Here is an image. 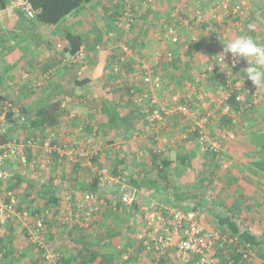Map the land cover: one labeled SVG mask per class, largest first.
Segmentation results:
<instances>
[{
  "label": "trees",
  "instance_id": "16d2710c",
  "mask_svg": "<svg viewBox=\"0 0 264 264\" xmlns=\"http://www.w3.org/2000/svg\"><path fill=\"white\" fill-rule=\"evenodd\" d=\"M95 1L96 0H28L32 6V11L34 14L33 17H30L26 11L16 7L15 0H0V11L6 10L10 7H16L32 22L42 26L55 27L63 24V22L69 16L79 10H82L86 6L93 4ZM140 2H143V0ZM122 4L123 6L116 10V12L118 10L120 11L116 19L118 28L114 27L109 32H107V39L115 43V46L112 47V49L105 50L102 43H97L92 48L93 55L91 57V47L85 45L86 34L71 30H65L63 32V41L65 45L57 44L54 48V54L62 57L60 59L61 62H63L62 59L64 57H68L66 60L68 62V64L66 63L68 66L74 64L78 67H83L86 66V64H91L93 60L103 63V58L105 57L104 59L107 61V63L105 64V72L103 75L106 76L105 78L108 85L104 87V92L106 95L111 97H109L107 101H104L103 99L102 103L98 105L92 103V101L88 99L87 94H81L83 90H86L85 86L89 83V80L80 81L79 79H76L74 87L67 89L65 92L64 90L62 91L59 85L50 86L54 82L53 80L56 78V65L54 67H52L53 65H49L43 69L36 68L34 70L28 71L24 76V80L28 81V84L24 88L18 89L17 96H14V94H4L3 91L0 92V128L2 125L6 127L5 132H0V144L11 142L13 140L25 141L33 138L35 140H39V142H43V140L46 139L56 138L52 141L51 145L54 147L61 146V143L58 140L64 137L62 130H64L63 124H66L67 129L72 130L76 128L78 132L85 134L90 142L93 141L96 145L101 142L99 151H97L92 146L94 152H92L93 154L91 153V157L88 158V160L91 161L94 166L92 168H83L79 163L76 162L73 164V160L69 161L67 157L62 156L61 152L59 151H54L48 156L47 159L52 161V169L56 170L59 168V174L62 176V178L65 179L66 177L70 176L73 177L75 183L73 181L71 187L74 189L76 188L79 191L81 190L83 194L101 193L103 189H106V187L101 184V177L98 171L101 169H107L113 176H118L121 173H125L126 177L129 179V185L137 190L138 197L132 205L134 209L140 210V202L143 198L142 196H144V193L152 197L156 202L160 201L166 205H173L174 208L181 209L185 212L193 211L197 213L199 208H201V210H206L208 205V201L206 200L207 191L205 185H203V181L206 179H199V183L195 184V186L199 188V192L197 193H193L190 188L188 189L189 183L191 182H188L187 185H181L180 182L176 183L175 179L176 176L181 175V166L191 170V173L189 172L190 177L195 174V171L199 166H194L192 160L193 158L189 154H182L175 151L177 154L172 156V150L166 149V147H163L164 150L159 149V145L161 144L158 136L159 134L163 135L164 132H156L157 129L159 131L162 130L158 127V123L149 124L147 120L149 112L147 111L150 110V112H152L155 108L162 107L159 102L156 105L151 104V100L155 95L154 89L159 88L160 84L165 85L164 81H167L168 79L173 80L179 77V75L173 73L172 71L170 72L171 68H176L177 54L184 51L185 49L186 51H193V53H195V51L198 49L208 48L206 52L209 55L208 64H210L211 56L216 53L212 49L210 41L213 40V37L216 40L219 33L217 34L212 30L208 31L207 28L210 26L209 23L206 26H202L203 33H206L205 35H207L205 41L188 45L190 50H188V46L185 45L186 42L181 41V38H179L178 42L168 43L165 47L163 46L166 49L163 52L161 62L159 64H155L154 62L150 63L154 71L153 77L154 79L158 78L160 84L152 87L150 84H146L144 80L141 79V82L144 83L146 87L148 86V110H143L142 106L140 105L142 99L138 104L134 102L135 98L137 97L136 93H138L140 97L143 95L141 89H138L139 86L134 83V80L137 77V75H134V71L136 74L139 73L140 75H143V64L147 62V60H153V56L155 54L153 56H149L143 52V50L139 47L138 40H136L135 30L138 25L137 22L138 16L140 15V7L143 6L148 8L154 5L149 4L147 6L140 5L135 7V26L132 32L128 33L126 32L124 24L121 21V18L124 16V13L127 10L126 0H123ZM184 19L186 18L184 17ZM213 23H215V21H213ZM246 25V31L248 32L250 27L247 23ZM165 28L162 31H164ZM156 35L158 36V33H156ZM237 35L238 34L235 31H231L229 37L231 40H234L237 38ZM247 35H250L254 39L251 30L247 33ZM1 38L2 33L0 31V40ZM207 39L208 43L206 42ZM121 43H126L131 48H133L134 56L125 57V54L120 47ZM221 50L220 51L223 52L222 48ZM169 53H172L173 55L171 60L168 57ZM122 57L126 58V61L123 63L121 62ZM137 58L142 59L141 66L139 68H136L135 65L137 63ZM118 64H121L128 76L127 81H125V83L122 85L116 84L118 76L115 74V66H118ZM8 67L13 68V66H9V64ZM245 68L246 66L243 64L241 65V68L238 69H216L215 71L206 73L208 75L206 78H203L205 71L199 72L200 74L196 73L198 74L200 81H195L196 74H194L191 91L186 89L185 93L180 96L182 99L181 101H184L185 95L191 93L192 97L195 99V104L198 107H201L200 102L202 101L208 104V110L205 108L199 109L201 110L199 117L205 116L209 111H212V115L208 119V128L210 129L211 138L218 141L221 146V150L218 152L211 151L210 148L205 149L204 145L200 144L199 132H189V125L192 127V125L195 123L194 121H190L188 123L189 125L186 129L187 136L186 138H182V143L187 144L188 142L197 141L199 148L204 149L203 160H205V162H203V165H210L212 167L214 165L216 166L215 169L211 171L210 175L217 174V172L220 170L223 159L224 145L226 141L234 139L236 135L237 131L235 130H237L236 128L239 126V124L235 120L240 117H242L244 120H250L262 103L263 95L259 100L260 102L257 104H253V101L249 100H245L244 102L237 100V97L240 94L239 92H245L246 89L250 87H247V85L242 87L235 79L237 72L241 73ZM227 77L231 78L234 83H237L238 87L240 88L235 89V91L230 93V90L226 85ZM14 80L15 79L8 80L10 86L15 84ZM165 87L167 86L165 85ZM174 87H176V85ZM75 88H82V91L76 94L74 92L76 90ZM174 90L175 89L171 90L169 93L171 99L174 96L172 94L174 93ZM39 92H42V94H38ZM65 96L70 98L68 99L69 103H67L66 106H64ZM123 99H125L126 102H130L133 107L129 114L122 116L120 110L124 104ZM217 102H221L223 105H228L231 108L229 113H224L222 111V107H216L218 104ZM249 103L251 105L250 107H248ZM76 104L93 106V110L95 111L93 113H89L91 119H84L77 112L73 113V110H70V108L67 107ZM15 110H17V112ZM134 114H140L141 116L138 118L137 115L135 116ZM64 119L67 121L65 122ZM69 119H72L73 121L69 123ZM79 122H81V124H79ZM95 123L97 125H94ZM137 124H148L150 128L149 132L153 131V133L148 137L150 143V147L148 149V161L141 169L140 167H135V161L130 158L132 154L138 153L139 149H135L137 150L136 152H130L128 149L130 155L128 153L127 156H121L119 155V152H124L126 150L117 149L115 145L116 137H114L115 132L117 133L121 129H125L126 132L124 133V139H128L126 134L134 129L133 125ZM61 126H63V129H61ZM229 132L234 134L233 138H226L222 136V134H228ZM78 137L79 139L81 138L80 136ZM73 146L76 147V142L75 145L73 144ZM29 156L32 158V153L29 154ZM103 160L104 164H102ZM195 167L197 168L195 169ZM65 169L68 170L66 171V174L63 172ZM79 174L85 175L88 179L92 177L90 179L92 182H89L88 184L85 181V184L76 183V177L79 178ZM64 181L65 180L59 183L60 188ZM28 190L30 192V196L32 193H37V195H39L38 205L43 204V207L40 206V208L34 209V216L45 213L46 211L49 212L51 217L57 216L59 214V196H57L55 191L49 186L30 185ZM73 201H75V199H73ZM34 203L35 200L31 199L27 209L31 210V208L34 207ZM191 204H193L195 207H192ZM120 209L121 205H119L117 211ZM141 213L142 216H140L141 218L139 220L140 226L136 228L139 234L144 231H149L143 221V212L141 211ZM214 216V218L219 223L221 231L216 229L214 230L219 232L223 239L221 240L223 247L217 246L218 248L216 250V254L221 256L226 255L224 257L225 263L223 264H228L231 262L232 264H245L248 262L250 256L252 255V251L256 252L260 246L258 238L249 233H240L235 221L231 220V218L218 213ZM47 219H45V224L49 230L51 226L49 225L50 223L47 222ZM13 229L15 228L10 227L6 229L5 234L0 237V254L2 255L0 263L17 264V262L21 260V257L23 258L28 256L32 262L31 264H44L38 249H36L34 246H27L35 251L33 255L19 253L14 248L15 232ZM87 235L90 236L92 234ZM87 235L84 234L82 237V248L80 249L79 253L76 256H69L67 253V256L63 259L64 264H93L98 260L99 257H101L103 260L106 258L110 264L111 261H113L115 264H142V261L140 263L138 258V253L142 249V242L136 239L137 236L132 239L129 238L130 242H134L136 239L138 243L136 242L135 247H126L124 249L121 248L117 250L116 256H105L102 255L98 250L93 251L89 247L90 244L85 242L86 238H89ZM47 236L49 235L47 234ZM96 239L98 238H95V241ZM49 240L51 239L49 238ZM230 240H233L232 244L228 243ZM97 241H99V239ZM240 246L246 249L243 252L246 251L251 253L248 259L244 258L243 252H240ZM126 256H129L128 260L125 259ZM173 258V253H168V255L163 258L159 264H171ZM198 261V257H194L193 260L188 264H198ZM99 263L105 264L103 261ZM143 263L149 264L151 263V259L148 257V260L145 259V262L143 261Z\"/></svg>",
  "mask_w": 264,
  "mask_h": 264
},
{
  "label": "crops",
  "instance_id": "0c3cea01",
  "mask_svg": "<svg viewBox=\"0 0 264 264\" xmlns=\"http://www.w3.org/2000/svg\"><path fill=\"white\" fill-rule=\"evenodd\" d=\"M246 1L247 24L251 26L250 30L252 31L254 40L259 44L264 45V0ZM122 2L123 0H96L93 4L86 6L82 10L69 16L63 24L55 27L42 26L32 22L16 7H10L6 10L0 11V31L2 33V38L0 40V92L3 91L4 94H14V96H17L18 89L24 88L28 84V81L24 80L26 72L36 68L43 69L49 65H53L52 67L56 65V78L50 86L59 85L62 91L64 90L65 92L68 88L74 87L76 79H79L80 81L89 80V83L85 86L86 90L82 91V88H75L76 90L74 92L78 94L82 91L81 94H87L88 99L97 105L99 104L98 101H100V104L103 99L104 101H107L111 96L106 95L104 92V87L108 85L105 78L106 76L103 75L105 72V64L107 63L104 59L105 57H102L104 60L103 63L93 60L91 64H86V66L83 67H78L74 64L68 66V62L66 61L68 57H64L62 59L63 62H61L60 59L62 57L54 54V48L57 44H64L63 32L65 30H71L86 34L85 45L91 47V57L93 55L92 48L97 43H102L105 50L112 49V47L115 46V43L107 39V32L114 27H117L116 19L120 11L118 10L116 12V10L123 6ZM214 2H216V0H156V3L153 4L154 6H150L151 8L141 6L137 22L138 25L135 30V37L136 40H138L139 47L149 56H153L156 52L161 51L163 45L156 39V33L159 34L160 32H163L162 30L166 26L171 23H177L178 19L181 17L188 19L190 15L189 12L192 10H206L207 12H204L207 15L205 17H203V15L199 16V19L201 20L198 21L199 19H197L195 22H197L199 26L208 25L211 17L214 21V13L208 11L213 9L212 5ZM175 8H178L175 10V13H178L179 15L171 18L172 10ZM199 23L202 24L200 25ZM180 26L182 27V25ZM205 34L206 33H202V37L207 38ZM25 35L28 36V39H25ZM187 38H190V36L184 35V38H181V41L190 42L192 40L188 41ZM204 38L202 39L204 40ZM207 49H198L195 53H193V51H182L177 54L176 68H171L170 72L172 71L179 75L177 78L178 82H184L183 78L184 80L187 79L193 81L194 73L196 74L201 71L206 72L209 61V55L206 52ZM8 64L9 66H13V68L8 67ZM238 73L240 72H237L235 79L239 84L242 87L246 85L247 87H252L256 93L263 95V99L258 110L250 120H244L242 117L235 120L238 122L239 126H237V130H235L237 132L234 139L226 141L224 145L223 159L220 167L222 172L218 171L217 174L210 175L211 171H213L216 166L214 165L212 167L210 165H203V162H205V160H203L204 153H201L198 145L189 147L188 143H180L178 148L173 149V145L170 144L171 140L168 141L165 139V137H169L170 139L171 136L169 134L170 131H167L168 129L165 130L166 135L163 133V135L158 137L161 142L162 139H165V146H169V148H171L170 150L173 152L177 151L182 154L191 155L194 166H199L200 169L202 168V171H204L201 175L203 176L201 180L206 179L203 181V185H205L207 191L206 200L208 201V205L206 210H201V208L197 210V216L201 224L208 230L216 229L221 231L219 223L214 218V215L218 213L231 218V220L235 221L240 233L252 234L258 238V242L260 243L258 250L256 249V252L252 251L250 259L245 264H264V86L257 89V87L247 79L246 73ZM134 75L137 74L134 73ZM196 76H198V74H196ZM11 79H15V84L10 86L8 80ZM175 80L176 79H174V81ZM134 83L139 86L138 89H141L143 94L140 104L142 109L148 110V86L146 87L139 77L135 78ZM177 88L182 91L184 90L180 85ZM160 96L161 97L158 98L160 105L165 109H172L170 107L172 103H170L166 92L164 93L162 91ZM68 99L70 98L67 96L64 97V106L69 103ZM96 99H98V101ZM123 100L124 104L120 110L122 116L129 114L133 107L130 102H126L125 99ZM83 106H86L85 108L88 112L83 113L82 118L91 119L89 113L95 111L93 110V106H87L84 104ZM71 107L72 106H69L70 110ZM78 114L81 115L80 113ZM134 115L136 116L137 114ZM140 116V114L137 115L138 118ZM180 116L181 115L173 114L168 118V125H170L169 128L171 131H174V126H179L180 123H183V125L185 124L184 127L186 129L188 128L190 120ZM168 119H166V122ZM72 121V119L68 120L69 123ZM79 124H81V122H79ZM94 125L97 124L95 123ZM63 126L64 130H62V132L65 138L64 140L69 141V136H71L72 138L78 139V142L75 140L74 143L71 142V144L70 142H68L69 144L63 142L61 143V146H56L57 151H61L62 156L67 157L69 161L73 160V164L76 162L83 168L90 167L87 164V160L89 155L94 152V149H92L93 147L91 145L87 148L83 145L85 143L89 144L90 140L87 139L85 134L78 132L76 128H71L72 130H70L67 129L66 124H63ZM63 126H61V129H63ZM133 127L134 129L126 134L128 139H124V133L126 132L125 129H121L117 133L115 132L114 137H116L117 140H121V145L126 146L130 152H136L137 150L135 149H139V155L143 157V152L147 151L150 147L148 137L153 131L149 132L150 128L148 124H137L133 125ZM156 132L159 133V130L157 129ZM78 136L81 138L79 139ZM75 142L76 147L73 146V144L75 145ZM146 142H148L147 146ZM90 147L91 150H89ZM96 147H98V145ZM68 148L78 149L81 156L73 159V157L67 152ZM132 155L133 160L135 161L136 154ZM45 158H48L45 151L42 150V148H38L32 151V158H30V161L35 163V169L40 170L47 168V170L50 171V175H48L47 179L32 177L29 180L24 173H22L24 177L17 176L16 181L14 180L15 182H11L10 186L6 188V192L13 194L17 192L16 194L18 196L27 199L29 203L31 199H34L35 203L33 206H35L33 209H38L40 206L43 207V204L36 205L39 201V195H37V193H32L30 196L28 190L29 186L47 185L54 190L57 196H59V206H62V212L54 217H51L50 215L45 216V219L48 218L47 222L50 223L49 225L51 226L48 232V237L56 244L59 243L57 246L61 248V250L66 251L69 256H76L82 248L83 235H90V232L67 225V223L62 221L71 210V205L65 200H67L70 195L75 200L79 199L83 193L81 190L79 191L76 188L75 190L71 187L72 182L74 181L73 177L70 176L64 179L59 174V171H57L58 175L52 172V161L49 160V163L46 164L45 167H42ZM139 161L138 157L137 162L134 163L135 167H139ZM102 164H104V160L102 161ZM141 168H143V166H141ZM196 168L197 167H195V169ZM64 171L68 170L65 169ZM78 176L79 178L76 177V183L85 184L86 182L88 184L89 182H92L90 180L91 178L88 179L85 175L81 176V174H79ZM191 177L194 179L195 174ZM175 179L176 183L180 182L181 185H187L190 180V174L187 177L181 172V175L176 176ZM63 180L65 181L60 188L59 183ZM193 182L194 184L199 183L195 180H193ZM18 188L20 189L18 190ZM143 195L141 202H155V200L147 194L143 193ZM110 196L111 195L107 192V189H103L100 193L101 199H104V201L107 202L106 206L108 207H106L105 204L101 205V213L95 222L97 228L96 234L90 236L87 235L89 238H86L85 242L90 244L89 247L93 251L98 250L105 256H116L117 250L121 248L135 247L137 242L136 239H138L139 236V232H137L136 228L140 226L139 220L142 213L141 208L138 210L134 209L133 206H121L119 211H114L110 204L111 197H114V194L111 197ZM162 205L165 207H173V205L171 206L170 204L166 205L163 203ZM191 206L195 207L193 204H191ZM13 231L15 232L14 248L19 253L33 255L35 251L30 247H27L26 240L19 236V233H21L19 229H13ZM5 232L6 229L1 233V236L4 235ZM135 236H137L134 240L135 243L132 241L130 242L129 238L132 239L135 238ZM95 238H98L99 241H97L98 239L95 241ZM241 250L244 251L246 249L241 247ZM217 255L221 258L220 264L225 263L224 257L226 255ZM21 260L18 261L17 264L32 263L30 258L26 261ZM102 261L105 262V264H110L106 258L103 260L101 257H99L93 264H100L99 262ZM111 264L115 263L111 261Z\"/></svg>",
  "mask_w": 264,
  "mask_h": 264
},
{
  "label": "built area",
  "instance_id": "2783aa9c",
  "mask_svg": "<svg viewBox=\"0 0 264 264\" xmlns=\"http://www.w3.org/2000/svg\"><path fill=\"white\" fill-rule=\"evenodd\" d=\"M126 0V12L121 18L124 24L126 32H132L136 18L135 7L149 4H155L156 0ZM16 7L26 11L30 17H33L32 6L28 0H15ZM210 11L214 13V20L216 28L212 29L218 37H213L210 41L212 49L216 52L211 56V63L208 64V68L203 75L206 78L210 73L216 69H238L244 64L246 68L249 66L246 60H241L235 67H232L233 57L230 53L225 55L224 63L223 58L220 56L225 45L223 43L231 40L229 34L231 31H235L237 37L250 32L246 31L247 23V1L246 0H217L212 5ZM201 11H198L200 14ZM177 15H179L177 13ZM175 15V16H177ZM200 16V15H199ZM174 26H167L163 33H159L157 40L165 47L168 43L178 42L179 35L178 29L180 25L187 24L183 17L178 19ZM216 34V35H217ZM123 53L126 56H134L133 48L126 43L120 44ZM158 51L153 56V62L159 64L162 59L163 52L166 48ZM221 50V51H220ZM172 53L168 54L169 59H172ZM122 57L121 62H125L126 58ZM80 58V57H79ZM81 59V58H80ZM219 63V64H218ZM221 64V65H220ZM142 79L146 84H150L152 87L160 84L159 79H154L153 69L151 64H143ZM115 74L118 76L116 81L117 85H122L127 81V74L122 68L121 64L115 66ZM230 75V74H229ZM228 75V76H229ZM229 80L231 83L229 84ZM195 81L199 82L198 76L195 77ZM226 85L230 90V93L238 89L237 83L229 77L226 78ZM134 93V92H133ZM229 93V94H230ZM237 97L238 101L244 102L245 100L253 101V104L259 103L262 98L260 94L255 93V90L251 87L247 88L245 92H239ZM134 102L140 103L142 96L136 93ZM229 96V95H228ZM179 95H174L170 100L172 103V109L155 108L152 112L148 110L149 115L147 120L149 124L158 123V127L163 129L166 127V119L173 114L181 115L188 118L190 121H194V125L190 128L189 132H199V142L204 145L205 149L210 148L211 151L218 152L221 150V146L218 141L211 138L210 129L208 128V119L212 115V111H209L207 115L199 117V107L195 104V99L191 93L185 95L184 101H181ZM159 100L154 96L151 100L152 105H156ZM201 107L207 109L205 102H200ZM216 107H222L224 113H229L230 107L223 105L221 102H217ZM250 103L248 107H250ZM17 112V110H15ZM2 129V128H0ZM6 130H0L5 132ZM223 137H234V134L229 132L228 134H222ZM186 138V136L184 137ZM42 148L45 151L46 156H49L57 148L52 146L47 140L39 142V140L28 139L25 141L13 140L11 142L0 144V237L1 233L5 229L14 227L25 233V240L27 245L34 246L38 249L44 264H64L63 259L67 256V252L61 250L55 242L49 240L48 229L45 224V216L49 215L46 211L43 216H34V209H27L19 203V199L13 193L6 192L11 182H15L14 174L7 167V164L13 161H18L25 169H35V163L30 161L29 154L33 150ZM160 150H164L163 147H159ZM61 152V151H60ZM67 152L73 159L81 156L78 149L68 148ZM62 154V153H61ZM93 154V153H92ZM91 157V154L89 155ZM88 161V166L91 167L92 162ZM49 163L47 158L44 159L42 167H45ZM101 179V184L106 187L107 192L114 197H111V207L114 211H117L119 205L132 206L137 198V190L132 188L128 183V178L125 173H121L118 176H113L107 169H101L98 171ZM113 192V193H112ZM66 202L71 205L69 214L64 217V223L83 230H87L90 234H96L97 228L95 222L101 213V205H107L104 199H101L100 193H85L81 198L73 201V197L68 196ZM59 213L62 212V206L58 207ZM141 211L143 212V221L149 231L141 232L138 236V240L142 242V249L138 253L139 261L142 264L148 257L151 259L149 264H159L168 253H173L175 261L180 264H188L194 257H198V264H220L221 258L216 254L217 248L223 247L221 244L222 236L216 230L206 229L198 219L197 213L193 211L185 212L181 209L174 207H164L157 202H141ZM233 243V240L228 241ZM218 246V247H217ZM240 252H243L242 250ZM251 253L243 252L244 258L249 257ZM0 254V259H1ZM129 256L125 259L128 260ZM1 264V263H0ZM228 264H232L228 263Z\"/></svg>",
  "mask_w": 264,
  "mask_h": 264
},
{
  "label": "rangeland",
  "instance_id": "374dc122",
  "mask_svg": "<svg viewBox=\"0 0 264 264\" xmlns=\"http://www.w3.org/2000/svg\"><path fill=\"white\" fill-rule=\"evenodd\" d=\"M178 9V8H177ZM176 8L174 9V10H172L173 12L171 13V18H174V16L175 15H177V13H175L176 11L175 10H177ZM198 11H201L200 9H198L197 11L196 10H192V11H190L189 12V17H188V19H185V21H186V23H187V21H188V24H185V25H183L180 29H178V35H179V38H184V35L186 36H190V38H187V40L189 41V40H191L190 42H186V46H188V45H190V44H193V43H196L197 44V42H200L201 41V39L202 38H204V37H202V26L203 25H201L202 23H199L201 26H199L198 25V23L197 22H195V21H197V19H199V15L200 16H202L203 15V17H205L207 14H205V12H207L206 10H203L202 9V11H201V13L200 14H198ZM205 11V12H204ZM209 12H210V10H208ZM175 13V14H174ZM180 16H181V13H180ZM210 16V15H209ZM202 17V18H203ZM211 17V16H210ZM189 19H191V20H189ZM201 19H199L198 21H200ZM213 19H212V17H211V20H210V26H209V28H207V30L209 31V30H212V29H214V28H216V25H215V23H213V21H212ZM215 21V20H214ZM195 24H197V25H195ZM170 26H174L175 28H176V26H177V24H176V22L175 23H171V24H169ZM168 25V26H169ZM48 27V26H47ZM181 30V31H180ZM208 31H207V33H208ZM208 35H209V33H208ZM207 36V35H206ZM28 36H26L25 35V39H28L27 38ZM192 37V38H191ZM202 37V38H201ZM186 40V39H185ZM203 41H205V38H204V40L202 39V41L201 42H203ZM207 41H208V39H207ZM206 41V42H207ZM188 50H190V48H189V46H188ZM186 51V49L183 51V52H185ZM141 58L139 59V58H137V63L135 64L136 65V68L138 67H140L141 66ZM143 61H145V60H143ZM204 61V60H203ZM146 63H148L149 65H150V63H153V60H147V62ZM206 63V62H205ZM138 72V71H137ZM134 73H136V72H134ZM195 74V73H194ZM137 77H139L140 79H142V75H140L139 73H137ZM178 78V77H177ZM177 78H176V80L174 81V79L173 80H170V79H168L167 81H164L165 82V85L167 86V87H165V85H161L160 84V86H159V88H156V89H154L155 91H154V96L158 99L159 97H161L160 96V94H161V92L163 91L164 93L166 92V95H167V97H168V99H169V101L171 100V96H170V91L171 90H173V89H175L174 90V93H172L173 95H179V96H182L184 93H185V91H186V89H189V91H191V86H192V80H187V79H185L184 80V78H183V81L184 82H178L177 81ZM171 82V83H170ZM176 85V87H174ZM179 85H180V87H183L184 88V90L182 91V90H179L177 87H179ZM68 89H70V88H68ZM105 91V90H104ZM38 94H41L40 92L38 93ZM261 95V94H260ZM199 96V95H198ZM262 96V95H261ZM213 98V97H212ZM212 100V99H211ZM98 101V100H97ZM98 103L100 104V101H98ZM200 105V104H199ZM67 107H69V106H67ZM86 106H81L80 104L79 105H73L72 107H71V110H73V113H80L81 114V116L83 115V113H87L88 111L86 110V108H85ZM171 108H172V105L170 106ZM207 107H208V104H207ZM202 107H199V109H201ZM200 112H201V110H199ZM181 117V116H180ZM65 120V122H66V119H64ZM169 124V119L167 120V122H166V127L165 128H163L162 130H160L159 132H164L165 133V135H166V129H168L167 131H170V139H169V137H165V139H167L168 141L169 140H171L170 141V144H172L173 146H172V148L173 149H176V148H178V146L180 145V143H182V138H184L185 136H187V131H185V127H184V125H183V123H180V125L179 126H174V131H171L170 130V125H168ZM194 125V124H193ZM186 127H187V125H186ZM190 125H189V130H190ZM2 129L1 130H6V127L5 126H3L2 125V127H1ZM176 128H177V130H176ZM181 129V130H180ZM160 135H162V134H159V137H160ZM168 136V135H167ZM68 138V137H67ZM56 138H50V139H46L50 144H52V141L53 140H55ZM65 138L63 137V138H61L60 140H58L60 143H63V142H66L67 144H69L68 142H70V144H71V142H73L74 143V140L75 141H77L78 139H76V138H72L71 136H69V141L67 140H64ZM165 139H162V142H161V140H160V138H159V141H160V144L161 145H159V147H166L165 146V144L164 143H166V140ZM116 143H115V145H116V147H117V149L118 150H126V151H124V152H119V155H121V156H127L128 155V153H129V155H130V152H128V148L126 147V146H122L121 144V140H117V138H116ZM98 143V142H97ZM100 144H101V142H99L98 143V147H96L97 145L93 142V141H91L89 144H83V145H85V147L87 148L89 145H91V146H93L94 148H96V150L97 151H99V146H100ZM163 144V145H162ZM188 144H189V147H191V146H193V145H197L198 144V142L196 141H192V142H188ZM148 145V142H146V146ZM59 147V146H58ZM107 148V147H106ZM93 149V148H92ZM166 149H171V148H169V146H167L166 147ZM86 150V149H85ZM89 150H91V147L89 148ZM203 150L204 149H201L200 148V151H201V153L203 152ZM87 151V150H86ZM110 152H112V151H110ZM144 153V155H143V157L141 156V155H139V152L138 153H136V160H135V162H137V160H138V157H139V163L140 164H138L139 165V167H140V169H141V166H145V163L148 161V157H149V150H147V151H145V152H143ZM177 154V152H173L172 151V156H175ZM201 155V154H200ZM65 157V156H64ZM130 158H132V160H133V155H131L130 156ZM68 159V158H67ZM69 160V159H68ZM7 167L12 171V173L14 174V179H15V181H16V178H17V176H23V174L22 173H24V175L30 180L32 177H39L40 179H47L48 178V175H50V171L49 170H47V168L46 169H25L24 167H22L21 165H20V163L18 162V161H13V162H10V163H8L7 164ZM92 167H94L93 166V164L91 165V167L90 168H92ZM52 169V168H51ZM197 170H198V172H197ZM196 171H195V177H194V179L192 178V177H190V180L188 181V182H191V183H189V187H188V189L190 188L191 190H192V192L194 193H197V192H199V188H197L196 186H195V184H194V182H193V180H195V181H199V179H201L203 176H201L202 175V173L204 172V171H202V168L200 169V167L197 169ZM57 171H59V169H56V170H53L52 172L53 173H55V174H57L58 175V173H57ZM180 171L183 173V174H185V176H187L188 177V175L191 173V170H189V169H187L186 167H184V166H181L180 167ZM220 172H222V170L220 169L219 170ZM63 172H65V174L67 173L66 171H63ZM190 172V173H189ZM38 173V174H37ZM59 173H60V171H59ZM83 174H81V176H82ZM24 177V176H23ZM90 178H92V177H90ZM20 188H18V190H19ZM184 189H186V188H184ZM17 192H15L14 193V195L15 196H17V198L19 199V203L22 205V206H25V207H28V205H29V201L27 200V199H23L21 196H18L17 194H16ZM156 202V201H155ZM157 203H159L161 206H163L162 205V203L163 202H157ZM36 205H38V204H36ZM35 206V205H34ZM106 206V205H105ZM106 207H108V206H106ZM165 207V206H164ZM40 216L41 215H44V213H41V214H39ZM21 233H19V236L20 237H23L24 239H25V233L21 230L20 231ZM48 232H49V230H48ZM59 243H57V245H58ZM35 253V252H34ZM21 259L22 260H24V261H26L27 259H29V257L28 256H25V257H21ZM21 260V261H22ZM171 264H180L179 262H177V261H175V260H172V262H171Z\"/></svg>",
  "mask_w": 264,
  "mask_h": 264
},
{
  "label": "clouds",
  "instance_id": "9594fccd",
  "mask_svg": "<svg viewBox=\"0 0 264 264\" xmlns=\"http://www.w3.org/2000/svg\"><path fill=\"white\" fill-rule=\"evenodd\" d=\"M223 44L225 47L220 54L223 58V63L225 55L228 53L233 57L231 68L235 67L241 60H246L249 66L243 69L241 73H246L247 79L250 80L257 89L264 86V45L259 44L247 34L241 35ZM230 83L231 81L229 80V84Z\"/></svg>",
  "mask_w": 264,
  "mask_h": 264
}]
</instances>
